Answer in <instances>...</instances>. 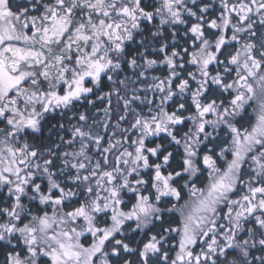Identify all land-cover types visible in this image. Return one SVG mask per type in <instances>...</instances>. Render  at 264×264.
<instances>
[{
	"label": "snow or ice",
	"instance_id": "6c2138e0",
	"mask_svg": "<svg viewBox=\"0 0 264 264\" xmlns=\"http://www.w3.org/2000/svg\"><path fill=\"white\" fill-rule=\"evenodd\" d=\"M0 264H264V0H0Z\"/></svg>",
	"mask_w": 264,
	"mask_h": 264
}]
</instances>
